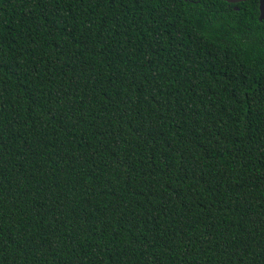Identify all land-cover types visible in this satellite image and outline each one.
Masks as SVG:
<instances>
[{
	"label": "trees",
	"instance_id": "1",
	"mask_svg": "<svg viewBox=\"0 0 264 264\" xmlns=\"http://www.w3.org/2000/svg\"><path fill=\"white\" fill-rule=\"evenodd\" d=\"M259 0H0V264H264Z\"/></svg>",
	"mask_w": 264,
	"mask_h": 264
},
{
	"label": "water",
	"instance_id": "2",
	"mask_svg": "<svg viewBox=\"0 0 264 264\" xmlns=\"http://www.w3.org/2000/svg\"><path fill=\"white\" fill-rule=\"evenodd\" d=\"M187 1V0H185ZM228 3H239V2H244L247 0H223ZM259 21H264V0H259Z\"/></svg>",
	"mask_w": 264,
	"mask_h": 264
}]
</instances>
